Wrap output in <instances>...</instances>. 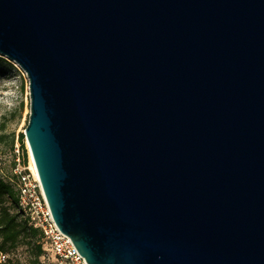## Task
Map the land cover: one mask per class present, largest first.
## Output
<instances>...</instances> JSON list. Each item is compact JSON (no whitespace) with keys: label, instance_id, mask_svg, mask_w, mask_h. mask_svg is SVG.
<instances>
[{"label":"water","instance_id":"water-1","mask_svg":"<svg viewBox=\"0 0 264 264\" xmlns=\"http://www.w3.org/2000/svg\"><path fill=\"white\" fill-rule=\"evenodd\" d=\"M0 55L88 264H264V0H0Z\"/></svg>","mask_w":264,"mask_h":264},{"label":"rangeland","instance_id":"rangeland-1","mask_svg":"<svg viewBox=\"0 0 264 264\" xmlns=\"http://www.w3.org/2000/svg\"><path fill=\"white\" fill-rule=\"evenodd\" d=\"M30 112L31 99L26 74L17 64L0 55V134L4 137V143L0 149V178L10 183L14 181L13 166L15 163L18 164V159L23 163L24 152L28 162L31 161L24 135ZM21 135L24 136V150L21 149ZM47 254L49 261L45 264H55L52 253ZM7 258L19 264H32L34 251L27 247H20Z\"/></svg>","mask_w":264,"mask_h":264},{"label":"built area","instance_id":"built-area-1","mask_svg":"<svg viewBox=\"0 0 264 264\" xmlns=\"http://www.w3.org/2000/svg\"><path fill=\"white\" fill-rule=\"evenodd\" d=\"M13 173L17 182L18 209L30 225L38 229L43 236L46 254L42 261H49L47 253L50 252L55 264H88L71 240L57 227L35 165L33 167L31 161L27 165L22 164L18 159ZM0 256V263L5 262L6 256L3 254Z\"/></svg>","mask_w":264,"mask_h":264},{"label":"trees","instance_id":"trees-1","mask_svg":"<svg viewBox=\"0 0 264 264\" xmlns=\"http://www.w3.org/2000/svg\"><path fill=\"white\" fill-rule=\"evenodd\" d=\"M4 143V137L0 134V149ZM21 149L24 150V136L20 139ZM26 152L23 154V163L27 165ZM17 164L13 166V170ZM13 183L0 178V254L6 256L5 264H19L10 260L9 254L15 252L20 247H27L34 251L32 264H45L42 257L46 254L44 250V240L42 233L35 229L22 212L18 209V191L16 187V177ZM43 240V243H42Z\"/></svg>","mask_w":264,"mask_h":264},{"label":"bare ground","instance_id":"bare-ground-1","mask_svg":"<svg viewBox=\"0 0 264 264\" xmlns=\"http://www.w3.org/2000/svg\"><path fill=\"white\" fill-rule=\"evenodd\" d=\"M30 160H31V165L34 167V162H33L32 157L30 158Z\"/></svg>","mask_w":264,"mask_h":264}]
</instances>
